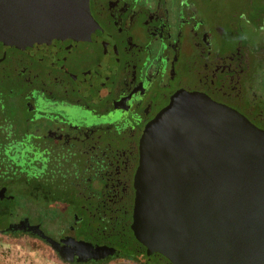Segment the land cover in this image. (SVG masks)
<instances>
[{"label":"flooded vegetation","instance_id":"flooded-vegetation-1","mask_svg":"<svg viewBox=\"0 0 264 264\" xmlns=\"http://www.w3.org/2000/svg\"><path fill=\"white\" fill-rule=\"evenodd\" d=\"M209 3L90 0L119 55L101 96L0 41V233L34 237L65 264H172L132 228L149 129L199 100L264 132V38L231 43Z\"/></svg>","mask_w":264,"mask_h":264},{"label":"water","instance_id":"water-1","mask_svg":"<svg viewBox=\"0 0 264 264\" xmlns=\"http://www.w3.org/2000/svg\"><path fill=\"white\" fill-rule=\"evenodd\" d=\"M0 41L104 95L119 55L90 0H0ZM133 231L172 264H264V132L213 102L167 109L146 134Z\"/></svg>","mask_w":264,"mask_h":264},{"label":"rangeland","instance_id":"rangeland-1","mask_svg":"<svg viewBox=\"0 0 264 264\" xmlns=\"http://www.w3.org/2000/svg\"><path fill=\"white\" fill-rule=\"evenodd\" d=\"M209 5L216 17L219 16V13L226 15V31L236 33L235 38L231 39V43L240 41L246 43L245 41L249 39L250 46L252 44L253 47L261 41V38H264V0H210ZM22 248L33 252L35 250L47 252L55 259L56 264L64 263L44 243L34 237H19L0 233V251L3 255H8L11 250L19 252Z\"/></svg>","mask_w":264,"mask_h":264},{"label":"crops","instance_id":"crops-1","mask_svg":"<svg viewBox=\"0 0 264 264\" xmlns=\"http://www.w3.org/2000/svg\"><path fill=\"white\" fill-rule=\"evenodd\" d=\"M20 254L24 255L27 260H29L30 262H32L33 264H56L55 259L52 258L51 256L48 255L47 252L44 251H39V250H35L33 251H29L26 248H22L20 251ZM19 252L17 251H13L11 250L10 253L12 254H19ZM1 251H0V264H17L16 263V257L12 256V260L10 261L11 263L7 262L5 260V258H3V256L1 255ZM59 262V261H57ZM61 263V262H59ZM64 264V263H61Z\"/></svg>","mask_w":264,"mask_h":264},{"label":"built area","instance_id":"built-area-1","mask_svg":"<svg viewBox=\"0 0 264 264\" xmlns=\"http://www.w3.org/2000/svg\"><path fill=\"white\" fill-rule=\"evenodd\" d=\"M1 255L3 256V258H5V260L9 263H11L10 261L12 260V256L16 257V263L17 264H32V262H30L29 260H27V258L22 255V254H12V253H8V255H3L1 253Z\"/></svg>","mask_w":264,"mask_h":264}]
</instances>
